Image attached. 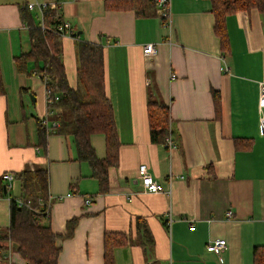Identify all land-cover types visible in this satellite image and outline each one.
<instances>
[{"label": "crops", "instance_id": "crops-1", "mask_svg": "<svg viewBox=\"0 0 264 264\" xmlns=\"http://www.w3.org/2000/svg\"><path fill=\"white\" fill-rule=\"evenodd\" d=\"M27 1L33 0H0V176L45 169L51 231L62 235L66 222L78 218L69 238L56 239L57 264H103L105 231L126 237L114 249L115 264H253V247L264 245V133L258 128L264 11L251 8L226 17L224 54L209 0H170L169 21L157 10L149 17L106 10L104 0H37L53 3L45 10L55 8L78 39L102 45L119 148L117 165L107 171L108 190L96 194L98 182L89 164L76 160L70 135L52 131L40 145L38 121L54 122L36 74L43 64L30 60L19 70L15 63L30 49L20 15ZM29 11L43 21L44 11ZM60 38L67 82L75 88V39ZM149 43L154 52L145 54ZM149 96L169 108L174 147L150 141ZM89 140L95 155L104 158V134ZM140 165L163 192L143 191ZM14 184L0 196V232L9 224L10 197L20 193ZM137 221L149 230L150 247L138 243ZM215 238L226 241L220 259L205 248ZM0 264L25 261L9 242L0 250Z\"/></svg>", "mask_w": 264, "mask_h": 264}, {"label": "trees", "instance_id": "trees-1", "mask_svg": "<svg viewBox=\"0 0 264 264\" xmlns=\"http://www.w3.org/2000/svg\"><path fill=\"white\" fill-rule=\"evenodd\" d=\"M214 16L213 31L219 39L223 53L229 50L226 30V17L229 14L256 8L264 11V0H209ZM106 10H132L137 16L149 17L156 14L155 0H104ZM22 21L29 29L30 49L15 57L16 67L24 70L30 60L36 64L42 62V67L36 68V74L43 80L45 89L49 91L47 109L53 111V120L47 121L51 131H48L42 120L38 121V136L40 145L46 144L49 132L68 134L76 149V160L86 161L92 176L98 182L96 194L108 190L107 171L118 162L119 140L113 113V105L105 91V70L102 45L78 39L75 35V56L77 62V85L70 87L62 61L61 36L55 31L57 25L63 23L56 9L43 12L40 23L25 6L20 11ZM161 20L165 16L161 15ZM43 24L44 28H41ZM1 83V71H0ZM215 109L219 105L217 92H213ZM147 118L150 141L155 144H165L167 136L173 139L170 127L169 108L161 101L147 99ZM102 133L105 136L106 154L98 158L90 145V135ZM238 147V146H237ZM244 146L243 148H247ZM5 174V173H4ZM12 174V180L7 182L0 176V196L10 189L11 182L16 181L19 195L10 197L9 224L0 232V250L6 243H13L25 264H57L60 247L56 245L57 238H69L78 218L72 217L66 222V232L62 235L51 231L48 223V175L42 168L24 169ZM5 181V183H3ZM18 200L22 201L18 205ZM49 203V204H50ZM141 232L138 243L150 247L152 238L143 222L137 221ZM2 241V242H1ZM6 242V243H4ZM126 243V237L121 233L104 232L103 234V264H115L114 249ZM253 264H264V245L253 247Z\"/></svg>", "mask_w": 264, "mask_h": 264}, {"label": "built area", "instance_id": "built-area-1", "mask_svg": "<svg viewBox=\"0 0 264 264\" xmlns=\"http://www.w3.org/2000/svg\"><path fill=\"white\" fill-rule=\"evenodd\" d=\"M169 2L170 0H155L156 3V10L158 14L164 15L166 18V21L170 20L169 18ZM57 3V2H56ZM54 5L53 3L45 2V1H29L27 3V8L28 9H33L37 7L41 12H43L47 7ZM41 28H44L43 24H41ZM55 31L60 34V36L63 35H71L72 37L75 38L76 33L70 28V25L66 22L63 21L62 24L57 25L55 28ZM143 52L145 54H152L154 52V47L151 43L146 44L143 46ZM45 95H46V101L49 100V91L45 89ZM258 108H259V121H258V128L260 133H264V82H259L258 83ZM42 123L46 125L47 128H49V123L47 121V118L42 119ZM52 125H57L56 122L52 123ZM165 144L168 147H174L175 143L171 136H167L165 139ZM138 176L140 178L141 184L143 191L149 192V193H158V192H163V186L156 181L151 174L148 173L146 166L145 165H140L138 167ZM3 179L7 182H10L12 180V174L11 173H5L3 174ZM50 200V197L49 199ZM91 199L87 198L85 199V202H90ZM50 203V202H49ZM48 203L47 206V212L49 213V206L50 204ZM22 201L18 200V205H21ZM232 211H227L225 216L227 218L232 217ZM226 247V241L225 239L222 238H215L207 242L205 248L207 251H212L218 254V258L220 259V253L222 250H224Z\"/></svg>", "mask_w": 264, "mask_h": 264}, {"label": "rangeland", "instance_id": "rangeland-1", "mask_svg": "<svg viewBox=\"0 0 264 264\" xmlns=\"http://www.w3.org/2000/svg\"><path fill=\"white\" fill-rule=\"evenodd\" d=\"M16 181H13V182H11L12 184L10 185V188L12 189V188H14V186H15V183ZM14 190V189H13Z\"/></svg>", "mask_w": 264, "mask_h": 264}, {"label": "bare ground", "instance_id": "bare-ground-1", "mask_svg": "<svg viewBox=\"0 0 264 264\" xmlns=\"http://www.w3.org/2000/svg\"><path fill=\"white\" fill-rule=\"evenodd\" d=\"M28 2H29V1L26 2V7H27V3H28ZM27 9H28V8H27ZM29 10H31V9H29Z\"/></svg>", "mask_w": 264, "mask_h": 264}, {"label": "water", "instance_id": "water-1", "mask_svg": "<svg viewBox=\"0 0 264 264\" xmlns=\"http://www.w3.org/2000/svg\"><path fill=\"white\" fill-rule=\"evenodd\" d=\"M3 188H4V191H6V187L4 186Z\"/></svg>", "mask_w": 264, "mask_h": 264}]
</instances>
